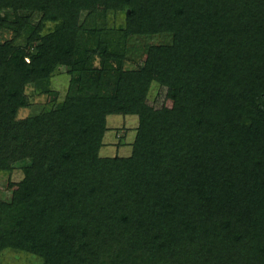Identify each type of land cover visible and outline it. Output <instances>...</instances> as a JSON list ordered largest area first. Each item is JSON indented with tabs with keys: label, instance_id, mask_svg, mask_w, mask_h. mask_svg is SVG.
I'll return each instance as SVG.
<instances>
[{
	"label": "trees",
	"instance_id": "1",
	"mask_svg": "<svg viewBox=\"0 0 264 264\" xmlns=\"http://www.w3.org/2000/svg\"><path fill=\"white\" fill-rule=\"evenodd\" d=\"M0 26V171L24 174L11 201L0 189V253L264 264V0H0ZM143 36L168 41L129 68ZM59 67L63 105L19 119ZM113 115L139 127L129 156L103 158Z\"/></svg>",
	"mask_w": 264,
	"mask_h": 264
},
{
	"label": "rangeland",
	"instance_id": "2",
	"mask_svg": "<svg viewBox=\"0 0 264 264\" xmlns=\"http://www.w3.org/2000/svg\"><path fill=\"white\" fill-rule=\"evenodd\" d=\"M103 19L104 10L102 9L99 11L97 18L90 19L87 25L90 28L93 26L99 27ZM53 26V23H49L47 27L50 29ZM13 37V32H6L0 26V41H11ZM167 41L165 36L131 38L128 44L127 67L134 68L141 64L147 47L166 43ZM69 83L70 76L66 74L65 68L59 67L51 80L41 82L38 86L28 85L25 91L28 106L20 110L18 118L26 119L41 114L44 111L60 108L68 93ZM164 101V90L161 89L159 84L153 83L149 94L150 104L160 107ZM166 103L168 106L172 105L170 101ZM107 126L109 130L104 139L105 146L101 151L102 157H113L116 155L123 157L129 156L132 152V146L139 127L138 117L122 115L109 116ZM23 177V170L20 167L15 168L12 173L0 171V189L2 190L1 198L3 201H11L13 193L17 190V186L11 185L19 183ZM0 264H44V260L35 254L29 246L25 248V251H17L6 247L0 253Z\"/></svg>",
	"mask_w": 264,
	"mask_h": 264
}]
</instances>
